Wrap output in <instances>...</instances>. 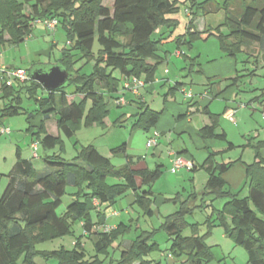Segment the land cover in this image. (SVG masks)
Segmentation results:
<instances>
[{
  "label": "trees",
  "instance_id": "trees-1",
  "mask_svg": "<svg viewBox=\"0 0 264 264\" xmlns=\"http://www.w3.org/2000/svg\"><path fill=\"white\" fill-rule=\"evenodd\" d=\"M192 1L195 5V0ZM180 2L112 0L109 6L104 0H0V46L5 42L20 44L30 35L34 21L45 17L57 18L58 27L65 30L70 42L57 63L70 74L67 84L55 91H48L32 78L24 83L18 82V87L4 85L0 93V127L4 125V118L23 113L28 114V120L36 114H41L44 120L51 115L57 116L58 130L67 137H72L83 123L88 127L103 124L110 113L104 94L119 91L120 78L113 75L115 69L124 78L145 76L147 83L155 79L162 61L158 45L163 38L154 39L153 34L160 28L176 24V19L169 15L179 10ZM214 2L217 0H205L201 6L213 5ZM222 5L226 11L224 24L229 29L227 33L218 32L219 27L215 30L207 26L199 31L193 18L187 33L177 37V44L192 46L191 40L202 37L203 33L208 37L216 35L222 51L234 58L241 52H248L254 44L263 46L264 0H224ZM96 39L100 44L97 56L93 53ZM73 51H79L82 59H95L90 74L76 68ZM194 61L195 58L191 66ZM29 73L31 76V71ZM98 83L107 84L105 92L96 89ZM179 86L175 85L171 91L179 89ZM66 88H72V91ZM24 93L34 99L38 108L30 111L22 104ZM89 101L91 105L86 112ZM206 112L213 123L202 129V137L228 141L225 132H217L216 122L220 115L209 110ZM162 113L163 110L152 109L140 101V111L135 114L137 119L132 128L141 127L149 131L156 126ZM37 130L47 170L39 172L31 159L19 155L9 174V184L0 196V264H38V258L46 264L50 261H54L52 264H99V259H93L79 239L71 249L40 250L37 245L73 233L71 222L81 220L85 233L96 235V249L107 250L112 239L123 232L125 226L121 222L105 231L103 227L107 217L104 208L111 206L118 195L133 190L136 201L152 214L154 192L151 186L161 176L162 165H157L154 170H135L127 165L122 171H116L110 158L103 156L93 144L82 145L77 156L67 160L61 155L49 154L62 142L61 136L50 135L43 121ZM252 139H249L248 146L255 149L256 156L252 163H245L246 196L241 197L229 190L223 178L226 171L241 161L240 158L220 163L215 160L216 153L211 152L205 160L203 166L209 173L206 194L227 200L223 208L212 210L205 222L208 229L204 234H198V223L190 224L186 220V216L194 211L189 205L191 196L177 211L166 216L162 228L172 240L169 256L176 257L178 264H209L212 252L206 238L215 225L222 226L226 236L248 251L249 264H264V140L255 142ZM126 148V143H123L112 151L117 154ZM233 148L235 145L228 142L225 151ZM196 169L194 164L192 170ZM137 174L142 179L141 185L137 182ZM110 175H117L122 182L109 185L107 179ZM68 186L77 190L72 193L73 201L66 211L59 215L57 210ZM142 188L144 190L140 191ZM95 210L97 222L92 217ZM189 225L193 235L185 236L183 232ZM156 246V242L150 244L147 237L141 235L134 241L133 249L125 251L124 260L130 264H150L151 260L141 261L142 256Z\"/></svg>",
  "mask_w": 264,
  "mask_h": 264
},
{
  "label": "rangeland",
  "instance_id": "rangeland-1",
  "mask_svg": "<svg viewBox=\"0 0 264 264\" xmlns=\"http://www.w3.org/2000/svg\"><path fill=\"white\" fill-rule=\"evenodd\" d=\"M111 1L104 0V3L110 5ZM204 1L195 0L196 3L193 5L192 0H181L179 10L169 15L170 18L176 19V24L171 27L166 26L160 28L153 34L154 39L163 38L162 42L158 45V55L163 60L156 70V77L160 79L163 76H167L172 81H175L177 78H183L186 84L184 86L181 85L179 89L173 92L171 91V85L168 84L158 85L156 93L144 92L147 105L152 109L161 110L164 106V99L167 96L173 102L176 101L183 104L192 102L197 96L196 93L199 91V88H202L199 82L201 75L197 71V67L205 66L207 69L211 67V64L219 65L221 63V56L225 57L221 51L220 40L216 35L208 37L206 33H203L202 37H197L192 40L190 35H187V38H190L192 42V46L188 43L177 44V37L187 33L190 20L193 18H195V23L198 26L205 24L209 29L219 27L218 32L227 33L229 31L228 27L224 24L226 21V11L222 5L224 0H217L213 5L203 7L201 4ZM219 3L221 5H218ZM69 46L68 36L61 26L57 27L54 32H51L42 23H38L35 24L30 35L20 44L5 42L1 45L0 60L9 68L20 67L32 73L39 69L48 70L58 63L63 57L64 48ZM99 49L100 44L96 39L93 46L95 56L98 55ZM177 52H182V54L178 55ZM73 53L77 60L75 64L76 68H80L83 73L90 74L93 71L95 59H89L87 57L82 59L80 58L81 54L79 51H73ZM193 58L198 60V63L194 65L195 69H192L191 66ZM234 60H236V70L239 77L237 86L239 88L237 96L234 97L231 103H234V106L238 105V112L235 115L237 124L227 120L224 115L219 116V120L216 123L219 130H228L230 139L236 144L241 145L230 151L212 150V152L216 153L215 160L217 162H228L239 159L240 157L244 165V162L252 163L256 156L255 149L248 146L249 139L253 137L247 138L245 136L246 133L254 130V133H252L253 136L256 133H260L259 138L261 139L253 138L252 140L255 142L264 140V113L258 109L260 103L259 105L257 102L248 104L254 97L264 96L262 92L264 87V44L263 46L257 44L252 45L248 49V52H241ZM166 69L170 70L171 73L169 75L165 73ZM113 75L120 79L122 77L118 69L113 71ZM144 78L146 77L144 76ZM193 78H195L194 83L191 82ZM214 82L213 85L220 84L224 89L232 86L233 79L215 77ZM14 85L18 87V82H15ZM183 88L186 91H192L194 97L185 99V95L182 92ZM66 89L70 91L72 88ZM96 89L106 91L107 84L104 83L102 86L101 83H98ZM223 101L225 100L222 98H215L213 100V110L219 114H222L224 111L225 103ZM240 102H243V106H239ZM89 103L91 105L89 101L86 112L90 106ZM22 104L27 106L30 111L38 108L34 99L28 98L27 93L23 94ZM109 107L110 113L106 118V124L88 127L83 123L76 129L72 137L61 134L62 142L49 151V154H58L67 160H73L82 145L94 144L104 155L110 157L116 171H122L127 165L135 170H154L157 164L162 163L163 172L151 186L154 192L152 197V209L154 212L152 214L147 212V209L136 201L134 191L128 190L118 195L116 201L103 210L108 221V225H105L107 227H104L105 229L111 230L121 222L125 226L124 231L112 239L107 250L98 251L96 249V235H87L81 220L71 222L73 233L41 242L37 247L40 250H57L61 247L71 249L79 239L85 245L88 254L93 259H99V264H130L124 260V253L125 251L133 249L132 245L134 241L142 235L143 237H147L148 243L156 242L157 246L149 250L147 255H143L141 261L145 259L151 260L150 264H178L176 257L169 256L172 240L165 229L162 228V223L166 216L177 211L182 206L183 201L191 196L189 205L194 208V211L186 216V220L190 224L198 223L197 232L199 235H202L208 229L205 222L212 210L214 208L216 210L223 208L227 200L224 198H214L205 192L209 173L208 169L203 165L209 156L208 149L198 148L192 141V131L187 130L182 125L172 127V131H170L171 138L174 140L172 144L160 138L158 139L159 144L157 147H148L147 142L149 137L152 136L151 133L155 132V128L153 127L149 131L141 127L132 128L137 119L135 114L139 111L138 106L133 103L132 105L126 104L120 107L114 105ZM168 110L169 112L164 117L167 124L170 121L169 115H171V109L169 107ZM252 111H257L253 118H251ZM247 118L253 119L248 127L245 126ZM35 119L28 120V114L26 113L4 118V125L10 128V132L0 134V196L9 184V174L14 169L19 155L22 158L31 159L39 172H45L47 170V165L42 158L44 149L36 133L41 122L39 120V123H37L38 120L36 121ZM56 122L57 116L55 115L48 121L47 125L50 132H55ZM255 128L260 130L257 131ZM192 136L194 137L195 135ZM35 140L39 141L38 152L40 157L38 158L33 157L34 150L32 143ZM209 141L210 146H212L213 143H217L219 140L212 138ZM123 143H126L127 148L125 151L117 154L112 151V148ZM184 143L191 149V158L194 159L197 169L184 168L173 173L171 171L172 164L169 163L168 153L172 147L178 148L180 144L184 145ZM219 145H221V142ZM156 151H161L160 156L154 155L157 153ZM130 160H132V163ZM239 178L238 167H234L228 175L227 188L243 197L248 193V186L245 181L246 176L240 182ZM136 179L139 183H142V179L138 174ZM121 182L117 175H110L107 179L109 185ZM145 188L148 189L147 187ZM76 190V187H67V193L62 198V204L57 210L59 215L63 214L67 206L73 201L72 193ZM143 190V188L140 189V191ZM204 202L207 203L206 206L203 205ZM92 217L95 222L99 220L96 210L92 211ZM210 230L211 234L206 238V243L211 247L212 252V259L209 264H249L248 251L243 246L236 244L232 238L228 236L223 237L225 232L222 226L215 225ZM183 235H193L190 225L184 230ZM36 261L38 264H46L42 258H38ZM53 262L50 261L49 264ZM134 264L139 263L136 262Z\"/></svg>",
  "mask_w": 264,
  "mask_h": 264
},
{
  "label": "crops",
  "instance_id": "crops-1",
  "mask_svg": "<svg viewBox=\"0 0 264 264\" xmlns=\"http://www.w3.org/2000/svg\"><path fill=\"white\" fill-rule=\"evenodd\" d=\"M111 5H112V1H111V4L109 6H111ZM27 8H28V10H30L29 7H27ZM194 26H195V28L197 30L202 31L204 29V27H205V24L204 25L202 24L201 26H198L197 23H194ZM222 53H224V52L222 51ZM223 55H225V57L221 56V59H220L221 63L219 65H212L211 64V67H209L207 69L205 68V66H200L199 68L197 67V71L201 75L200 76L201 79H200L199 82H200L202 88H199V91L196 93L197 96L193 99L192 102H188L187 104H183V103H179V102H176V101L173 102L172 100H170V98L168 96L165 97L164 106L161 109V110H163V113L161 115L160 120L158 121V123L154 127L155 131L157 130V131L160 132L159 139L163 138V140H166V142L169 141V143L172 144L174 142V140L171 138V132H170V131H172V127L173 126L174 127H179V126L182 125V127L185 126V128L187 130L192 131L191 138H192V141L196 144V146H198V148L208 149L207 152H209V154L212 152V150L213 151H216V150L217 151H220V150H224L225 151V149L228 146V142L233 143L235 145V148L237 146L241 145V144H236L235 142H233L230 139L229 132L226 129L219 130V128H217V132L218 133H220V132H225L226 133L227 140H228V141H224V140H221V139H215L214 138V140H219L221 142V145H219L220 142L218 141L217 143H213V145L210 146V144H209L210 141L209 140H211L212 138L206 139V138L202 137V132H201L202 129L205 126H207V125H212V123H213L212 118L206 112L207 110H209L212 114H215V115H220V116L224 115V117L227 120H229L227 118V114L230 111L235 110L236 113L238 112V105L234 106V103H231V101L234 99V97L237 96V92H238V88H239L237 86L239 77H238L237 70H236L237 69L236 68L237 67L236 66V60H234L236 58L230 57V56H228L225 53ZM160 60H163V59L160 58ZM196 63H198V60L194 61V65ZM0 65H4L1 62V60H0ZM194 65L192 66V69H195ZM202 65H204V64H202ZM166 70H165V73L167 75H169L171 73L170 70H169V72H166ZM215 77H217V78H220V77L232 78L233 79V84H231L232 86H230L229 88H224L223 89V86H221L220 84L213 85L215 83L214 82L215 81ZM142 78L146 81L144 76H142ZM194 79L195 78H193L191 80V82L194 83L195 82ZM123 80H124V77L122 76L121 79H120V84H119V88H118L119 91L118 92L112 94L110 92H105L104 91L105 92V94H104L105 101L108 104L109 110H110L109 106H114L115 105L114 102H113V100L115 98L124 96L125 99L128 101V105H132L133 103H135L138 106L139 111H140V101L144 102L147 105V99L144 97V92L148 91L150 93H156L158 85H160V84L171 85V88H173L177 84L183 85V86L186 84L184 82L183 78H177V79H175V81H172L171 78H168L167 76H163V78L158 79L156 77V74H155V79L152 82H148V83L146 82V85L140 90V94L137 95V94H135V93H133L131 91L123 90V88H122ZM103 85L104 84H102V86ZM262 92L264 94V87L262 89ZM129 98H131V99H129ZM184 98L187 99L186 96ZM215 98H222V99L225 100V101H223V103H225V104H224V111H223L222 114H219L217 111L213 110V105H214L213 103L215 102V101L213 102V100ZM252 102H257L258 105L260 103L258 109H259L260 112L264 113V96L262 97V95H261L260 97H254L248 104H250ZM242 103L243 102H240L239 106H243ZM89 105H90V103H89ZM246 106H247V103H246ZM168 107L171 109V115H169L170 116L169 117L170 121H168V124H167V121L164 120V117L169 112ZM255 110H257V109H255ZM158 111H160V110H158ZM257 111H252L251 118H253V116H255ZM236 113H235V115H236ZM53 116L54 115H51L50 118L44 120V118L42 117L41 114H36L31 119L36 118L35 120L36 121L38 120L37 123H39V120H40V122L43 121V123H45L46 131L50 135L55 136V137L61 136V134H60V132L58 130V127H57V122H56V130H55L54 133L50 132L49 129H48V125H47L48 121L51 120V118ZM106 120L107 119H105V121H104V123L102 125L106 124ZM252 120L253 119L247 118L245 126L248 127ZM184 123H186V125H184ZM98 124H100V123H96L94 125H98ZM235 124H237V122ZM255 130L259 131L260 129L255 128ZM250 131L251 132H247L246 135H245L247 138L252 136L253 138L261 139V138H259L260 137V133H256V134H254L255 136H253L252 133H254L253 132L254 130H250ZM151 134H153V133H151ZM192 135H195V136L193 137ZM248 143H249V141H248ZM245 145H246V143H245ZM159 146H161V145H159ZM95 147L97 148V150L103 156H106L99 150V148L97 146H95ZM209 148H211V150H209ZM160 152L161 151L155 153L154 155L155 156H160ZM176 155H182L184 157H187V158L191 159L194 162V159L191 158L192 157L191 149L186 145V143H184V145L180 144L178 148L172 147L170 149V151L168 153L169 163L170 164L173 165V160L176 157ZM161 156H162V153H161ZM106 157L110 158L109 156H106ZM245 163L246 162H244V165H243L241 161L240 162H236L228 171H226L224 173V175H223V177L225 178L226 182H228V180H227L228 179V175H229V173L231 172V170L234 167H238L239 175H240L239 182L242 181L245 178V176H246ZM157 165H162L163 166L162 163L161 164H157ZM245 181H246V179H245ZM137 182H138V180H137ZM138 184H141V183L138 182ZM238 185H240V184H238ZM151 189H152V187H151ZM107 223H108V221L106 222V225H108ZM223 237H227L225 233H224Z\"/></svg>",
  "mask_w": 264,
  "mask_h": 264
},
{
  "label": "built area",
  "instance_id": "built-area-1",
  "mask_svg": "<svg viewBox=\"0 0 264 264\" xmlns=\"http://www.w3.org/2000/svg\"><path fill=\"white\" fill-rule=\"evenodd\" d=\"M38 23H42L48 31L54 32L59 25V20L55 17H45V18H38L34 21V25L38 24ZM177 54L181 55L182 52L181 53L177 52ZM166 72H169V70L167 69ZM30 79H31L30 73L26 69H23L20 67L9 68L5 65H0V93H1L2 87L4 85L13 86L15 84V82L24 83ZM145 85H146V81L142 77L128 76V77L124 78L123 83H122V88H123V90L131 91V92L139 95L140 90ZM182 92L184 93L186 98H193L194 97V93L192 91H186L183 88ZM113 102L116 106H118V105L126 104L127 101H126L125 97L122 96V97L115 98L113 100ZM235 113H236V111L233 110L227 114V118L234 123H236ZM9 132H10L9 127H6L5 125L0 127V134L9 133ZM159 137H160V132L156 130L152 134V136L149 137V140L147 142V146L148 147H154V148L157 147L158 143H159L158 142ZM32 148L34 150L33 151V157L34 158L40 157L39 152H38V149H39V141L38 140L33 141ZM193 166H194V163L191 159L186 158L182 155H176V157L173 160V165H172L171 171L173 173H176L179 170L184 169V168L192 169ZM104 227H107V226H104ZM104 230L108 231L109 229L104 228ZM170 257H172V256L170 255Z\"/></svg>",
  "mask_w": 264,
  "mask_h": 264
},
{
  "label": "water",
  "instance_id": "water-1",
  "mask_svg": "<svg viewBox=\"0 0 264 264\" xmlns=\"http://www.w3.org/2000/svg\"><path fill=\"white\" fill-rule=\"evenodd\" d=\"M30 77L42 84L48 91H55L67 84L70 74L62 66L56 64L48 70L39 69L31 72Z\"/></svg>",
  "mask_w": 264,
  "mask_h": 264
}]
</instances>
